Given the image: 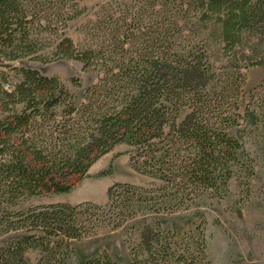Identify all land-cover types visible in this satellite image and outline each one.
Returning <instances> with one entry per match:
<instances>
[{
  "label": "trees",
  "instance_id": "trees-1",
  "mask_svg": "<svg viewBox=\"0 0 264 264\" xmlns=\"http://www.w3.org/2000/svg\"><path fill=\"white\" fill-rule=\"evenodd\" d=\"M82 13L77 0H0V63L39 59L43 36L56 31L43 22L57 16L56 57L98 75L80 105L59 79L36 70L14 68L19 83L0 86V238L10 237L0 264H120L108 253L74 262L72 243L122 229L140 233L129 264H211L200 228L166 234L159 221L139 222L222 198L233 168L245 165L232 132L242 117L240 92L229 101L208 44L218 36L232 51L264 29V0H110L76 45L65 30ZM120 145L133 149V168L154 183L115 184L105 205L4 211L71 193ZM112 173L111 166L99 177Z\"/></svg>",
  "mask_w": 264,
  "mask_h": 264
},
{
  "label": "rangeland",
  "instance_id": "rangeland-1",
  "mask_svg": "<svg viewBox=\"0 0 264 264\" xmlns=\"http://www.w3.org/2000/svg\"><path fill=\"white\" fill-rule=\"evenodd\" d=\"M77 1L83 13L79 19L68 22L65 36L79 45L83 40L84 25L110 0ZM58 20L56 16L43 22L52 24L56 33L49 32L43 36L39 59H23L9 67L0 63L2 88L11 90L19 83L20 77L14 68L31 69L43 76L59 79L74 96L76 103H83L85 91L97 83L98 75L83 71L82 65L74 60L56 57L54 48L60 32L58 30L57 33V29L62 27ZM208 52L218 79L229 90V101L235 100L232 97H235L237 90L240 92L238 106L242 117L232 132L244 146L245 165L233 168V178L222 198H202L189 211L172 217L150 216L141 219L139 226L142 227L145 222L159 221L166 234L196 232L200 228L205 233L207 257L211 264H264V66L260 65L264 64V29L256 34L244 35L241 43L232 51L224 49L218 36L211 35ZM132 151L127 145L114 148L94 164L89 176L78 182L69 194L25 199L14 206L5 207L4 211L14 213L36 207L85 202L105 205L108 191L115 184L151 185L154 180L133 168ZM111 166V176L99 177ZM2 215L3 210L0 209V219ZM9 239L0 238V246ZM139 243L138 231L122 229L101 233L84 241H74L73 261L108 253L116 262L129 264V248ZM29 258L34 262L36 255L31 254Z\"/></svg>",
  "mask_w": 264,
  "mask_h": 264
}]
</instances>
